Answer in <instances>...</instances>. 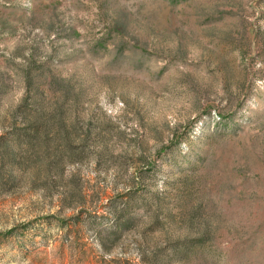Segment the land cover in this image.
<instances>
[{
	"label": "rangeland",
	"instance_id": "374dc122",
	"mask_svg": "<svg viewBox=\"0 0 264 264\" xmlns=\"http://www.w3.org/2000/svg\"><path fill=\"white\" fill-rule=\"evenodd\" d=\"M0 168V264H264V0H0Z\"/></svg>",
	"mask_w": 264,
	"mask_h": 264
},
{
	"label": "trees",
	"instance_id": "16d2710c",
	"mask_svg": "<svg viewBox=\"0 0 264 264\" xmlns=\"http://www.w3.org/2000/svg\"><path fill=\"white\" fill-rule=\"evenodd\" d=\"M65 98L68 96V90H66ZM25 106V105H24ZM32 106V105H31ZM24 109V108H23ZM44 118L39 119L38 122L35 124L31 121H28L25 119V126L19 130L18 136H17V146H27L30 147L35 143L36 141H39L41 139V142L45 141L48 142L46 135L43 137H40L41 130L45 127L44 122L42 121ZM59 127L63 129V133L61 134V138L58 136V140L61 141V147H59L54 155L50 156L48 154V163L47 166L49 169L51 168H60V165L63 163L64 159L68 157L71 159H76L75 149H74V142L72 141V138H70V135L65 131L64 124L62 125V122L59 123ZM48 136V135H47ZM24 145V146H23ZM4 147V154L3 158H9L11 160H15L17 158V155L13 154L11 152L10 146L7 144H3ZM32 149V148H31ZM26 150V149H25ZM2 169L0 168V175H1Z\"/></svg>",
	"mask_w": 264,
	"mask_h": 264
}]
</instances>
